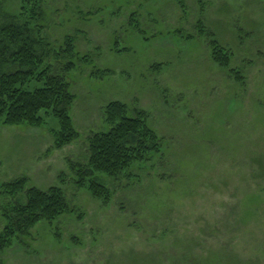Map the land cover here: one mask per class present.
<instances>
[{"label": "rangeland", "instance_id": "rangeland-1", "mask_svg": "<svg viewBox=\"0 0 264 264\" xmlns=\"http://www.w3.org/2000/svg\"><path fill=\"white\" fill-rule=\"evenodd\" d=\"M21 7L0 0V22ZM40 7L45 63L75 65L64 78L80 137L57 147L58 121L44 114L40 126L0 122V233L18 196L5 185L16 179L60 187L70 208L16 235L1 264H264V0ZM202 23L229 48L227 70L199 35ZM112 101L143 113L161 140L146 160L107 177L100 198L74 184L70 167L83 162L89 135L108 127Z\"/></svg>", "mask_w": 264, "mask_h": 264}, {"label": "trees", "instance_id": "trees-1", "mask_svg": "<svg viewBox=\"0 0 264 264\" xmlns=\"http://www.w3.org/2000/svg\"><path fill=\"white\" fill-rule=\"evenodd\" d=\"M41 2L22 0L20 16L5 14L0 22V122L40 126L44 116L53 117L59 124L55 131L56 145L62 147L80 137L69 112L75 97L64 78V73L75 65L73 62L63 66L45 63L49 53L37 37L38 22L43 14ZM199 27V35L205 36L212 47L214 61L227 70L231 64L229 48L221 43L214 30L203 23ZM66 40L67 53L73 57L71 37L67 36ZM236 80L243 81L240 72ZM32 82L33 87H30ZM104 112L108 127L89 135L83 162L70 167L74 184L100 198L109 194L107 177L115 178L134 163L146 160L158 150L161 140L143 113L130 116L127 106L120 101L109 102ZM5 192L18 196L10 205L8 221L0 233V264L1 251L16 235H25L39 221L54 220L70 208L64 191L57 186L39 189L19 178L7 183Z\"/></svg>", "mask_w": 264, "mask_h": 264}]
</instances>
